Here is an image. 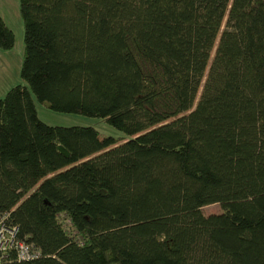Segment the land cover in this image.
<instances>
[{"label":"trees","instance_id":"1","mask_svg":"<svg viewBox=\"0 0 264 264\" xmlns=\"http://www.w3.org/2000/svg\"><path fill=\"white\" fill-rule=\"evenodd\" d=\"M19 1L0 213L40 257L4 264H264V0ZM33 95L125 138L47 125Z\"/></svg>","mask_w":264,"mask_h":264},{"label":"rangeland","instance_id":"2","mask_svg":"<svg viewBox=\"0 0 264 264\" xmlns=\"http://www.w3.org/2000/svg\"><path fill=\"white\" fill-rule=\"evenodd\" d=\"M0 16L3 18L7 26L14 32L15 46L11 50L0 49V98H4L6 94L17 85H26L21 77L22 66L25 57V29L20 12L19 0H0ZM224 21L222 30L225 28ZM220 37V36H219ZM219 37L216 41L211 59L213 60L219 43ZM202 89H200L196 104L200 99ZM33 100L36 105L40 120L50 126L59 127H93L101 135L102 138L113 137L115 139L125 138V135L109 125L104 119L92 118L81 114H64L55 112L43 103H41L35 95ZM206 215L221 213L218 204L207 206L203 209ZM65 229L71 231L70 222L65 221Z\"/></svg>","mask_w":264,"mask_h":264},{"label":"built area","instance_id":"3","mask_svg":"<svg viewBox=\"0 0 264 264\" xmlns=\"http://www.w3.org/2000/svg\"><path fill=\"white\" fill-rule=\"evenodd\" d=\"M39 257L40 252L20 237L19 227L9 222V215L0 213V264L12 260L29 262Z\"/></svg>","mask_w":264,"mask_h":264}]
</instances>
